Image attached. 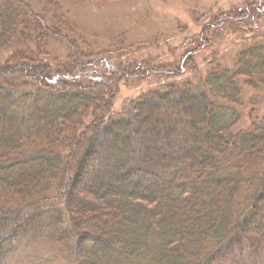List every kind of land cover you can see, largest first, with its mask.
<instances>
[{
	"label": "trees",
	"instance_id": "obj_1",
	"mask_svg": "<svg viewBox=\"0 0 264 264\" xmlns=\"http://www.w3.org/2000/svg\"><path fill=\"white\" fill-rule=\"evenodd\" d=\"M64 1L0 0V54L25 47L0 60V264H264V38L115 118L113 78L83 77L95 52L47 53L74 42ZM231 15L202 26L174 76Z\"/></svg>",
	"mask_w": 264,
	"mask_h": 264
},
{
	"label": "rangeland",
	"instance_id": "obj_2",
	"mask_svg": "<svg viewBox=\"0 0 264 264\" xmlns=\"http://www.w3.org/2000/svg\"><path fill=\"white\" fill-rule=\"evenodd\" d=\"M61 6L73 19L74 33L70 34L65 27L63 34L74 39V45L68 39L53 37L48 41L47 53L61 58L77 48L83 53L95 52L93 58L86 61L92 64H88L83 77L86 81L103 82L107 77L113 78L109 88L114 96L115 118L124 117L132 102L145 94L160 92L171 85L181 87L186 82L197 84L209 70L211 58L216 59L218 65L217 60L222 59V67L230 69L243 46L264 38V0H129L106 6L72 0L64 1ZM232 12L239 16L231 15L221 30L205 35L212 44L206 46L204 42L193 53L197 70L174 76L173 69L179 66L186 49L193 47L196 38L202 39V26L216 19L219 13L229 15ZM22 48L25 49L22 44H12L0 54V60ZM97 52L102 55L97 57ZM119 67L130 69L131 76L124 77ZM134 67L140 70L143 78L139 73H132ZM262 100L254 107L259 116L264 114ZM243 123L247 128V115ZM26 256L12 257L8 264H32L25 260Z\"/></svg>",
	"mask_w": 264,
	"mask_h": 264
}]
</instances>
